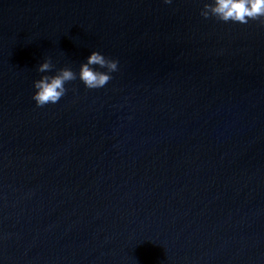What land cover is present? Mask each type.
<instances>
[{
    "label": "water",
    "instance_id": "water-1",
    "mask_svg": "<svg viewBox=\"0 0 264 264\" xmlns=\"http://www.w3.org/2000/svg\"><path fill=\"white\" fill-rule=\"evenodd\" d=\"M203 2L0 0V264H264V21Z\"/></svg>",
    "mask_w": 264,
    "mask_h": 264
},
{
    "label": "clouds",
    "instance_id": "clouds-1",
    "mask_svg": "<svg viewBox=\"0 0 264 264\" xmlns=\"http://www.w3.org/2000/svg\"><path fill=\"white\" fill-rule=\"evenodd\" d=\"M171 4L172 0H163ZM204 19H215L223 23L248 24L249 21H264V0H204L200 10ZM54 68L50 59L45 58L38 64L39 73L52 72ZM118 70V61L109 59L102 53L91 51L80 63L78 71L64 67L57 69L52 75H41L34 80L31 99L36 107L57 104L68 92L66 85L79 80L84 88L96 90L103 88L111 79V74Z\"/></svg>",
    "mask_w": 264,
    "mask_h": 264
}]
</instances>
